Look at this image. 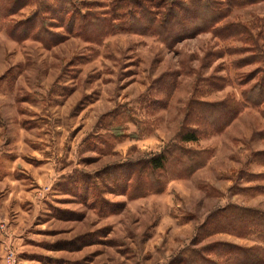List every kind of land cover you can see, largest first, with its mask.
<instances>
[{
  "label": "rangeland",
  "instance_id": "rangeland-1",
  "mask_svg": "<svg viewBox=\"0 0 264 264\" xmlns=\"http://www.w3.org/2000/svg\"><path fill=\"white\" fill-rule=\"evenodd\" d=\"M170 4L19 0L0 13V264H235V248L264 247L226 219L264 212V0L199 31L210 9L176 7L175 40L145 18L143 32L112 28L141 9L158 24ZM235 105L216 132L210 118ZM191 129L198 141L181 142ZM180 146L207 151L186 178ZM160 151L174 159L151 171Z\"/></svg>",
  "mask_w": 264,
  "mask_h": 264
},
{
  "label": "trees",
  "instance_id": "trees-1",
  "mask_svg": "<svg viewBox=\"0 0 264 264\" xmlns=\"http://www.w3.org/2000/svg\"><path fill=\"white\" fill-rule=\"evenodd\" d=\"M190 1H191L190 2L191 5L189 3L190 6L187 7L188 3L182 0H179V1L170 0L171 7L167 9V13H166L168 17L165 19V21H160L158 24L156 23L155 17L150 16L149 10L141 9L137 11V16H135V13H134L132 15V19L126 21L127 23L122 22L120 25H117L118 26L117 29L115 26H113L112 28L114 31L116 30V31H125V32H143L146 30H144V28L141 26L140 18L141 19L145 18L148 20L149 22L148 24H151L152 26V28L149 31V34L157 35L161 37V40L163 41H167L169 39L175 40L173 38H177L180 35H183L184 33L181 32L180 34L178 33L174 34L172 31L168 30L169 17L174 18V19L178 18L177 12L174 10V8L177 7L182 10H184V8L185 10H190L189 7H191V9H193L194 11L196 9H204V10L210 9L209 19L204 24H197L191 28L192 31H199L201 29L203 30L204 27H208V28L215 27L214 25L217 23V21L221 17L223 16L225 17V15L228 14L233 7L242 5L244 3H249L254 0H223V2L221 3L222 5H224L225 10H223L222 12H221V9L218 10V8L214 6L213 2L215 1L213 0H190ZM5 2L8 4H4ZM18 3H19V0H11V1L9 0V2H7L6 0H0V13L1 12L5 14L11 13L15 9H17ZM139 7L141 8V6ZM0 19H3V17L0 16ZM3 24L4 23L0 21V29L3 27L2 26ZM261 93L262 92H260V90L257 91L256 88L255 89H251V88L245 89L243 92V98H244L243 104L246 103V104H251L252 106L253 105L256 106V104L260 102L263 98V95ZM238 109H239V106L235 105L232 108H230V112L227 111V109H225L220 113V116H217L215 118L211 117L210 121L213 125V129H215L216 132L222 131L228 125V123L234 118V116L238 112ZM197 132L198 131L195 129L183 130L182 132H180L179 139L183 143L197 142L199 138V135ZM179 150H181V152L185 154L187 158L184 162H182L183 160L181 158L179 160H176L177 158H175L176 161L182 163V166L180 167L179 171H177V174H179L178 177L186 178V177L191 176L195 172V170L203 167L207 162V156H206L207 151L206 150L189 149V148H184L181 146ZM170 157H171V153L167 154L166 151H160L156 154L154 153L148 158L147 165L151 171H157V170L161 171L165 169L167 163L170 160L172 161V159H174ZM178 165H181V164H178ZM229 208L240 211L241 213H243L242 215L245 216V218H243V221L242 220L240 221L239 216H241V214L238 215L239 213H237V215L235 213H232L231 215H229V217L225 216L226 219H228L229 221L228 225L231 224V226L233 227L232 229L229 228L230 229L229 231L237 232V231H242V229H245L246 233L258 232L259 234L262 235V238L264 241V212L263 211L256 210V209L254 210L250 208L242 209L236 206H232ZM208 223L209 221L208 222L206 221L205 223L207 230H214V231H219L220 229H223L220 226H223V225L225 226L226 224V222H222L224 224L220 223L218 226L209 227ZM235 249H236V253L233 254V258H232V260L235 261V264H264V247L262 246L256 247L255 249H258V250H255L254 248H235ZM241 254L244 255V258L240 260L237 259V256Z\"/></svg>",
  "mask_w": 264,
  "mask_h": 264
},
{
  "label": "built area",
  "instance_id": "built-area-1",
  "mask_svg": "<svg viewBox=\"0 0 264 264\" xmlns=\"http://www.w3.org/2000/svg\"><path fill=\"white\" fill-rule=\"evenodd\" d=\"M5 264H14V258L11 253L6 257Z\"/></svg>",
  "mask_w": 264,
  "mask_h": 264
}]
</instances>
